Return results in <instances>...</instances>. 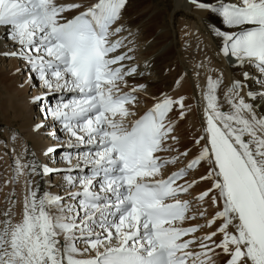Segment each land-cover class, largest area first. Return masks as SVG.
Segmentation results:
<instances>
[{"label": "snow or ice", "instance_id": "6c2138e0", "mask_svg": "<svg viewBox=\"0 0 264 264\" xmlns=\"http://www.w3.org/2000/svg\"><path fill=\"white\" fill-rule=\"evenodd\" d=\"M188 3L219 19L207 33L235 72L205 57L156 94L127 0H0V57L49 141L41 162L0 136L5 186L24 177L0 207V264H264V0Z\"/></svg>", "mask_w": 264, "mask_h": 264}, {"label": "bare ground", "instance_id": "6f19581e", "mask_svg": "<svg viewBox=\"0 0 264 264\" xmlns=\"http://www.w3.org/2000/svg\"><path fill=\"white\" fill-rule=\"evenodd\" d=\"M164 3V0H129L123 9L122 23L133 35L128 36L127 31L122 35L134 41L130 45L134 52L130 55L141 62V66L145 63L150 66L151 74L147 76L149 92L158 94L168 91L182 69L191 71L193 64L205 57L212 61L214 67L223 71L227 81L235 70L229 68L228 63L216 55L206 28L209 23L218 24L219 19L213 14L195 9L188 0H167ZM3 43L4 40L0 37V46ZM17 66L18 61L0 57V136L6 139L9 130L15 131L31 146L37 158L44 162L41 150L49 141L31 131L36 113L29 103L27 86H18L21 77L14 74ZM169 68L172 71H168ZM181 91L191 96L192 88L188 80ZM197 125L195 112L178 123L175 134L180 137L181 145L189 143L190 132ZM13 148L17 154L21 152L19 140L8 146L9 154ZM10 164V157L3 154V142L0 141V207L4 206L5 195L13 188L15 199L19 201L22 198L24 177H20L15 185L9 183L5 186V179L12 175Z\"/></svg>", "mask_w": 264, "mask_h": 264}, {"label": "rangeland", "instance_id": "374dc122", "mask_svg": "<svg viewBox=\"0 0 264 264\" xmlns=\"http://www.w3.org/2000/svg\"><path fill=\"white\" fill-rule=\"evenodd\" d=\"M153 1L156 2L157 0H153ZM166 1H167V0H164L165 3H166ZM127 2H129V0H127ZM165 3H164V4H165ZM5 64H8V63L6 62ZM20 81H21V80H20ZM28 94H30L29 91H28ZM6 99H7V98H6ZM4 101H5V100H4ZM7 101H8V100H7ZM190 122L192 123V121H190ZM14 125H15V126H14ZM14 125H13V126L16 127V124H14Z\"/></svg>", "mask_w": 264, "mask_h": 264}]
</instances>
